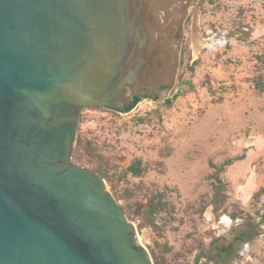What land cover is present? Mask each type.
<instances>
[{
  "label": "water",
  "instance_id": "obj_1",
  "mask_svg": "<svg viewBox=\"0 0 264 264\" xmlns=\"http://www.w3.org/2000/svg\"><path fill=\"white\" fill-rule=\"evenodd\" d=\"M193 3L0 0V264H155L73 154L85 110L172 91Z\"/></svg>",
  "mask_w": 264,
  "mask_h": 264
},
{
  "label": "rangeland",
  "instance_id": "obj_2",
  "mask_svg": "<svg viewBox=\"0 0 264 264\" xmlns=\"http://www.w3.org/2000/svg\"><path fill=\"white\" fill-rule=\"evenodd\" d=\"M194 1L172 91L124 114L85 110L74 162L107 175L163 264H264V91L254 83L264 78V0ZM137 160L142 176L126 174ZM158 193L165 210L150 225L137 208ZM214 248L226 254L206 260Z\"/></svg>",
  "mask_w": 264,
  "mask_h": 264
},
{
  "label": "trees",
  "instance_id": "obj_3",
  "mask_svg": "<svg viewBox=\"0 0 264 264\" xmlns=\"http://www.w3.org/2000/svg\"><path fill=\"white\" fill-rule=\"evenodd\" d=\"M254 83H255V86L257 89L264 91V78L258 79L256 81H254ZM141 101H142V97L138 96L135 98L134 102L131 105L127 106L122 111L121 110L120 111L121 112H131L132 110L135 109V107ZM80 146L81 145L79 144L76 147V149H75L76 154L79 153V150H80L79 147ZM233 162H234L233 160H229L225 164H223L222 166L218 167V169H217V173L214 176V179H215L216 183L218 184L217 189H216V198L220 196V193L223 191V188H224V184H223L221 175L224 173L225 169L228 166L233 164ZM145 170H146V168L143 167V162L141 160H137L129 166L126 174H132L135 177H140L145 172ZM98 173H100L104 178H107V175L105 173H103L102 171H99ZM164 200H165L164 194L158 193L149 201V203L147 205L138 206V208H137V210H139L138 212L146 214L147 217L149 218V219H147L148 224L154 225L153 217L155 216V214H157L160 211L165 210ZM124 211H126V210H124ZM263 216H264V214H263ZM245 237H246L245 235H242L241 238H245ZM152 255H153L155 264H163L161 262L160 258L154 252H152Z\"/></svg>",
  "mask_w": 264,
  "mask_h": 264
},
{
  "label": "flooded vegetation",
  "instance_id": "obj_4",
  "mask_svg": "<svg viewBox=\"0 0 264 264\" xmlns=\"http://www.w3.org/2000/svg\"><path fill=\"white\" fill-rule=\"evenodd\" d=\"M164 89L165 88H156V89H154L153 91H150V90H144L143 91V93L142 94H139V93H133L132 94V100L131 101H129V102H125V103H123V106H122V108L120 109L121 111L124 109V108H126L127 106H129V105H131L133 102H134V100H135V98L136 97H143V96H147V97H156V96H158L162 91H164ZM74 151H75V149H74ZM73 156H74V154H73ZM73 161H74V158H73ZM214 251H217L218 253H220L221 254V256H224L225 254H226V248H225V250H222L221 248L219 249V248H214V249H212V251L210 252V255L207 257V259L206 260H210L211 259V256H212V253L214 252ZM211 261V260H210Z\"/></svg>",
  "mask_w": 264,
  "mask_h": 264
},
{
  "label": "bare ground",
  "instance_id": "obj_5",
  "mask_svg": "<svg viewBox=\"0 0 264 264\" xmlns=\"http://www.w3.org/2000/svg\"><path fill=\"white\" fill-rule=\"evenodd\" d=\"M216 44V43H215ZM227 225H230L229 223H227Z\"/></svg>",
  "mask_w": 264,
  "mask_h": 264
}]
</instances>
